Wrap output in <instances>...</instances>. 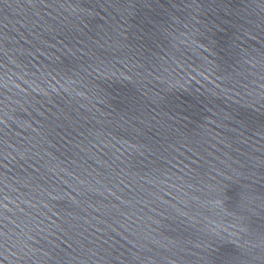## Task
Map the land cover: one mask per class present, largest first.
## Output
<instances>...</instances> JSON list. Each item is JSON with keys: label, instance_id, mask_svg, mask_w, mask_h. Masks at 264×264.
I'll return each mask as SVG.
<instances>
[{"label": "water", "instance_id": "95a60500", "mask_svg": "<svg viewBox=\"0 0 264 264\" xmlns=\"http://www.w3.org/2000/svg\"><path fill=\"white\" fill-rule=\"evenodd\" d=\"M0 264H264V0H0Z\"/></svg>", "mask_w": 264, "mask_h": 264}]
</instances>
